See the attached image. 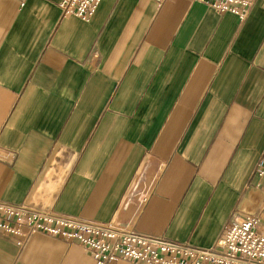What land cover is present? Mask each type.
I'll use <instances>...</instances> for the list:
<instances>
[{
  "label": "crops",
  "instance_id": "crops-1",
  "mask_svg": "<svg viewBox=\"0 0 264 264\" xmlns=\"http://www.w3.org/2000/svg\"><path fill=\"white\" fill-rule=\"evenodd\" d=\"M0 0V201L210 247L264 210V0ZM0 264H97L42 231ZM104 264H128L126 261Z\"/></svg>",
  "mask_w": 264,
  "mask_h": 264
},
{
  "label": "built area",
  "instance_id": "built-area-1",
  "mask_svg": "<svg viewBox=\"0 0 264 264\" xmlns=\"http://www.w3.org/2000/svg\"><path fill=\"white\" fill-rule=\"evenodd\" d=\"M100 0H61L63 15L88 19ZM160 4L164 0H154ZM219 12H230L242 21L258 0H194ZM255 173L264 177V156ZM0 231L16 236L23 247L29 236L42 231L74 240L97 264L126 261L128 264H264V210L232 222L210 247L142 234L115 219L96 222L0 201Z\"/></svg>",
  "mask_w": 264,
  "mask_h": 264
}]
</instances>
